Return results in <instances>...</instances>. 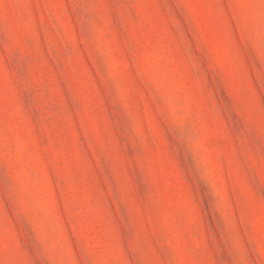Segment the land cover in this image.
Segmentation results:
<instances>
[{
  "label": "rangeland",
  "instance_id": "1",
  "mask_svg": "<svg viewBox=\"0 0 264 264\" xmlns=\"http://www.w3.org/2000/svg\"><path fill=\"white\" fill-rule=\"evenodd\" d=\"M0 264H264V0H0Z\"/></svg>",
  "mask_w": 264,
  "mask_h": 264
}]
</instances>
